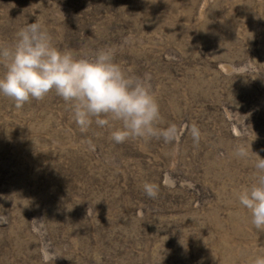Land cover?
Segmentation results:
<instances>
[{"label": "rangeland", "instance_id": "1", "mask_svg": "<svg viewBox=\"0 0 264 264\" xmlns=\"http://www.w3.org/2000/svg\"><path fill=\"white\" fill-rule=\"evenodd\" d=\"M35 21L77 55L120 46L122 68L151 73L173 135L116 144L54 93L21 109L0 95V264L264 255L237 199L264 158V0H0V45Z\"/></svg>", "mask_w": 264, "mask_h": 264}, {"label": "clouds", "instance_id": "2", "mask_svg": "<svg viewBox=\"0 0 264 264\" xmlns=\"http://www.w3.org/2000/svg\"><path fill=\"white\" fill-rule=\"evenodd\" d=\"M120 51V46L112 45L77 55L57 47L39 21L28 23L11 43L0 45V95L21 109L54 93L70 106L78 126L112 127L110 139L116 144L160 138L170 141L173 130L159 127L160 105L151 73H128L117 62ZM237 155L247 157L248 152L241 148ZM146 191L156 195L152 187ZM237 199L250 214L254 228L264 232V158L258 156L252 182L239 191ZM252 264H264V255Z\"/></svg>", "mask_w": 264, "mask_h": 264}, {"label": "trees", "instance_id": "3", "mask_svg": "<svg viewBox=\"0 0 264 264\" xmlns=\"http://www.w3.org/2000/svg\"><path fill=\"white\" fill-rule=\"evenodd\" d=\"M199 136H200V137L197 139V141H198V140L202 141V134L199 133ZM183 139H184V138H183ZM209 149H210V148H209ZM193 165H195V163H194ZM133 200H134V199H133ZM88 221H91V220H88ZM90 223L92 224V221H91Z\"/></svg>", "mask_w": 264, "mask_h": 264}]
</instances>
